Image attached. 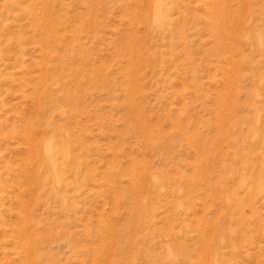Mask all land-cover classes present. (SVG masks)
Returning <instances> with one entry per match:
<instances>
[{
	"label": "rangeland",
	"instance_id": "rangeland-1",
	"mask_svg": "<svg viewBox=\"0 0 264 264\" xmlns=\"http://www.w3.org/2000/svg\"><path fill=\"white\" fill-rule=\"evenodd\" d=\"M0 264H264V0H0Z\"/></svg>",
	"mask_w": 264,
	"mask_h": 264
}]
</instances>
